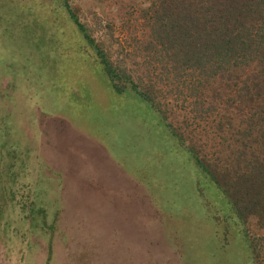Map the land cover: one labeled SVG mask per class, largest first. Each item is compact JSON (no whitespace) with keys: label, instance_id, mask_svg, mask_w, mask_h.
I'll use <instances>...</instances> for the list:
<instances>
[{"label":"rangeland","instance_id":"374dc122","mask_svg":"<svg viewBox=\"0 0 264 264\" xmlns=\"http://www.w3.org/2000/svg\"><path fill=\"white\" fill-rule=\"evenodd\" d=\"M148 8L0 0V264H264V229L171 135L213 159L217 117L174 109L166 124L98 64L149 65ZM123 114L138 128L122 133Z\"/></svg>","mask_w":264,"mask_h":264},{"label":"trees","instance_id":"16d2710c","mask_svg":"<svg viewBox=\"0 0 264 264\" xmlns=\"http://www.w3.org/2000/svg\"><path fill=\"white\" fill-rule=\"evenodd\" d=\"M146 1L150 43L141 53H152L149 65L131 77L103 55L98 64L116 94L131 89L165 123L174 109L197 114L199 122L216 116L213 159L186 146L175 130L171 135L233 215L264 229V0ZM129 116L118 118L122 133L138 128ZM226 150H234L227 162L220 158ZM253 255L259 258L254 249Z\"/></svg>","mask_w":264,"mask_h":264}]
</instances>
